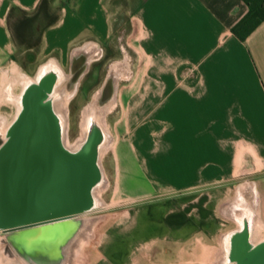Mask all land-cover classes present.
I'll return each mask as SVG.
<instances>
[{
	"label": "crops",
	"instance_id": "obj_1",
	"mask_svg": "<svg viewBox=\"0 0 264 264\" xmlns=\"http://www.w3.org/2000/svg\"><path fill=\"white\" fill-rule=\"evenodd\" d=\"M39 1L0 0V72L20 51L10 9L30 13ZM49 1L58 19L38 58L61 66L75 48L110 43L115 0ZM120 1L137 22L143 59L125 119L148 194L90 227L85 264H215L212 241L231 206L216 213L225 186L260 175L253 188L264 200V20L240 39L232 27L247 11L242 0Z\"/></svg>",
	"mask_w": 264,
	"mask_h": 264
},
{
	"label": "rangeland",
	"instance_id": "obj_2",
	"mask_svg": "<svg viewBox=\"0 0 264 264\" xmlns=\"http://www.w3.org/2000/svg\"><path fill=\"white\" fill-rule=\"evenodd\" d=\"M117 2L116 13L113 16L112 32L110 37V45L113 46L109 58H114V64H117V80L116 89L114 92V109H106V106H101L97 110L101 114L104 122V127L109 133L110 144L105 154L100 159V166L103 173V188L97 192L99 204L91 211L83 216L86 219V226L82 229L74 239L70 250V262L76 260L77 264H85L86 258L93 247V241L88 238L90 227H95L96 222L101 216L115 211L117 208L129 205L145 198L148 194L147 184L138 173L132 159L128 143V132L126 123V97L128 83L130 77L142 68V56L138 49L137 22L129 14H126L125 2L115 0ZM19 10L14 11L13 16H21ZM38 56V55H37ZM111 56V57H110ZM19 59L23 65H20ZM45 58L36 57L33 64H28L23 59V54L17 51L15 60L8 63L0 72V131L9 125L15 117L16 101L19 95L23 80L37 65L44 67L47 63ZM21 66V67H20ZM46 66V65H45ZM48 67V66H46ZM135 82V81H134ZM96 89H92L89 95L85 98H74L70 101L71 108L67 111V104L70 96L62 95L57 102L58 108L62 111V115L68 119L71 129H76V135L79 138L85 130V120L87 114L95 107V98L97 93H93ZM6 91L14 97V100L9 99ZM117 93V94H116ZM109 111H112L109 113ZM69 112V113H68ZM80 132V134H79ZM260 175L237 176L225 186L223 192V202L219 203L216 213L221 212L231 204L228 214H223L227 218L224 224L216 232L215 240V264H225L226 252L228 246L224 244V238L230 232L237 230L240 227L239 222L232 216L231 210L236 204H241V208L236 210L237 216L245 218L248 213L251 215L255 234L251 240L257 237L264 236V222L260 221L262 213H264V200H261L263 193L256 197L254 194V180H257ZM240 188V189H239ZM215 189V188H214ZM253 189V190H252ZM54 192H50L49 196L53 197ZM33 197L28 199L40 200L41 196L37 192H33ZM27 200V198H25ZM250 211V212H249ZM264 217H262L263 219ZM257 221V223H256ZM92 227V228H93ZM4 237V238H3ZM8 245L7 254L3 249ZM9 250V243L6 241L5 235H0V264H26L25 261L12 254ZM76 257V258H75ZM75 258V259H73ZM24 262H23V261Z\"/></svg>",
	"mask_w": 264,
	"mask_h": 264
},
{
	"label": "water",
	"instance_id": "obj_3",
	"mask_svg": "<svg viewBox=\"0 0 264 264\" xmlns=\"http://www.w3.org/2000/svg\"><path fill=\"white\" fill-rule=\"evenodd\" d=\"M45 91L38 82L26 85L20 98L21 108L7 130V136L13 139L7 152L18 150V137L28 141L35 139L34 143L48 144L58 151L57 138L63 127L50 94ZM96 146L95 138L86 141L76 153L68 154L70 180L67 189L64 190L62 180L55 177V195L48 198L46 192L43 197L53 200V206H18L15 174L7 176L5 188L0 184V233H6V241L27 264H64V248L85 228L83 216L94 208L90 188L100 178ZM47 211L52 212L50 219L41 221L38 216ZM248 233L249 230H241L233 234L225 264L228 261L232 264H264V240L251 243Z\"/></svg>",
	"mask_w": 264,
	"mask_h": 264
},
{
	"label": "flooded vegetation",
	"instance_id": "obj_4",
	"mask_svg": "<svg viewBox=\"0 0 264 264\" xmlns=\"http://www.w3.org/2000/svg\"><path fill=\"white\" fill-rule=\"evenodd\" d=\"M112 48L113 46L109 43L101 46L87 43L86 45L73 49L69 60L65 64L57 66L47 62L49 65L44 63V67L41 68L39 67L40 65H37L25 78H18V80H23V83L21 84L19 95L17 96L15 117L21 108L20 98L28 83L38 82L43 88H46L45 92L48 95L59 93L57 101H59L62 95H66L67 97L71 95L69 103L66 106L67 111H69L72 106L70 103L72 99L77 97L85 98L92 89H96L93 93H97L95 107L92 108L86 116L85 130L80 138L76 135V127L72 130L69 124V118L66 119L63 116V129L57 138L58 151L54 150V146H49L48 144L38 145L34 143L35 139L28 141L18 137L16 138L18 150L14 153L7 152L6 149L13 140L7 136V130L15 117L9 125L5 126V128L0 131V184L5 188L7 176H9V174H15L17 183L16 196L18 197L16 204L18 206H53V200H44L43 197L47 192L46 196L49 198L50 192L54 191L55 177L62 180L64 190L67 189V183L70 180V159L67 157L68 154H70L71 151L76 153L77 151L74 148L81 149L88 140L96 138L97 146L103 141L101 137L106 129L104 127L103 118L96 109L101 106H106L105 110L110 109V107L114 109V92L118 76L116 69L118 66L114 64V58H109ZM18 61L20 65H23L21 59ZM33 62L27 63L33 64ZM6 95L9 96V99L14 100L10 92L6 91ZM60 112L62 114L61 110ZM111 112L112 111H109V113ZM31 141L33 143L29 144ZM100 171L102 172V169H100ZM33 192H37L38 195L41 196L40 200L35 198L28 199L33 197ZM25 198H27V200H25ZM239 208H241V204H236L232 208V216L239 222L240 227L244 225L251 226L252 219L250 213H248L245 218H241L236 214V210ZM51 215L52 212L47 211L38 216V218L40 217V219H42L41 221H47L50 219ZM0 235L6 236V233L1 232ZM249 239L251 240V231ZM261 240H264V236L256 242ZM7 247L8 245H5L3 249L5 254H7ZM9 250L13 252L12 254L18 255L14 247L10 244ZM227 264H232V262L228 261Z\"/></svg>",
	"mask_w": 264,
	"mask_h": 264
},
{
	"label": "trees",
	"instance_id": "obj_5",
	"mask_svg": "<svg viewBox=\"0 0 264 264\" xmlns=\"http://www.w3.org/2000/svg\"><path fill=\"white\" fill-rule=\"evenodd\" d=\"M242 1L247 11L232 27V32L240 39L264 20V0ZM14 10L12 8L8 13V26L14 42L23 52V59L31 63L39 52L44 30L56 22L58 15L51 9L49 0H40L30 13L19 10L22 15L18 17L13 16Z\"/></svg>",
	"mask_w": 264,
	"mask_h": 264
},
{
	"label": "bare ground",
	"instance_id": "obj_6",
	"mask_svg": "<svg viewBox=\"0 0 264 264\" xmlns=\"http://www.w3.org/2000/svg\"><path fill=\"white\" fill-rule=\"evenodd\" d=\"M51 97V101L54 105V109H55V112L58 116V119L60 120V125L63 127V115L61 114L59 108L56 106L57 104V100L59 98V93L58 94H51L50 95ZM101 140H103L100 145L96 146V152H97V164H98V167H99V171H100V159L102 158V156L105 154L106 150L108 149L109 147V144H110V139H109V133L107 131H105V133L103 132V136L101 137ZM85 144V143H84ZM84 146V145H83ZM76 151L80 150L78 148H74ZM103 188V173H101L100 171V178L92 185V187L90 188V195H91V198H92V204L93 206H97L99 204V199H98V195H97V192H99L101 189ZM83 229V228H82ZM250 229H251V226H242L240 228H238L237 230H234L232 232H230L228 235L225 236L224 238V244L225 246H228V243L230 242L233 234H235L236 232H240L241 230H244V231H247L249 230V233L248 235L250 234ZM250 240V239H249ZM73 242V241H72ZM251 243L252 240H250ZM71 244V243H70ZM68 245V247H65L64 248V257H65V262L64 264H70V250H71V245Z\"/></svg>",
	"mask_w": 264,
	"mask_h": 264
}]
</instances>
